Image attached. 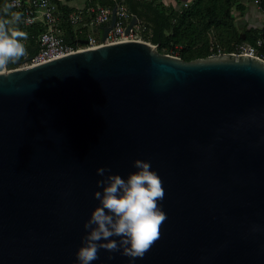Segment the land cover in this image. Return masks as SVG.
Here are the masks:
<instances>
[{"label":"water","instance_id":"water-1","mask_svg":"<svg viewBox=\"0 0 264 264\" xmlns=\"http://www.w3.org/2000/svg\"><path fill=\"white\" fill-rule=\"evenodd\" d=\"M134 159L162 181L160 238L92 264H264V59L137 39L0 74V264H78L96 168Z\"/></svg>","mask_w":264,"mask_h":264},{"label":"clouds","instance_id":"clouds-1","mask_svg":"<svg viewBox=\"0 0 264 264\" xmlns=\"http://www.w3.org/2000/svg\"><path fill=\"white\" fill-rule=\"evenodd\" d=\"M13 7L7 4L5 13ZM21 17L22 13L13 12L10 19H0V74L9 63L27 55L21 43L27 33L9 27ZM133 167L136 170L126 177L112 173L107 166L96 168L101 179L96 181L99 190L93 191V197L98 204L83 224L85 234L74 253L78 264H92L101 249L131 260L142 259L160 238V227L167 219L158 203L165 195L162 181L149 161L134 159Z\"/></svg>","mask_w":264,"mask_h":264},{"label":"trees","instance_id":"trees-1","mask_svg":"<svg viewBox=\"0 0 264 264\" xmlns=\"http://www.w3.org/2000/svg\"><path fill=\"white\" fill-rule=\"evenodd\" d=\"M100 2L103 5L113 6L115 0H90ZM253 1V0H248ZM64 12L71 7L61 0H57ZM128 8L142 21L146 29L143 36L151 43L157 44L160 52L180 45L179 56L189 60L196 57H204L212 51L206 39V30L209 28L226 30V45L220 46L223 51H230L236 43L248 42L256 44L258 38L262 39L259 50L264 55V21L260 26L245 25L242 33L239 31L232 12L234 6L239 14L248 10L247 3L242 0H189L184 6L181 0H175V5L164 4L159 0H124ZM6 0H0V19H10L11 12L5 13ZM260 9L264 11V0H260ZM13 30H18V23L9 25ZM42 29L36 23L27 27L28 44L25 47L29 54L37 50L36 36ZM64 40L73 42V34L70 24H65ZM224 29V30H222ZM225 32V31H224ZM202 43L198 44L201 39ZM22 58V57H21ZM20 58V59H21Z\"/></svg>","mask_w":264,"mask_h":264},{"label":"built area","instance_id":"built-area-1","mask_svg":"<svg viewBox=\"0 0 264 264\" xmlns=\"http://www.w3.org/2000/svg\"><path fill=\"white\" fill-rule=\"evenodd\" d=\"M64 0H61V3ZM189 0H181L184 6ZM7 4H14L15 7L9 9L11 13L20 12L22 17L18 23L20 31L27 33V27L32 24H40L42 29L38 32L35 40L37 50L22 57V62L18 64L10 63L8 69L17 67H26L48 61L58 56L72 53L86 48H94L102 44H110L124 40H144L150 42L143 36L146 27L140 22H136L125 32V26L133 15H135L126 5L124 0H115L114 5H103L99 2L82 0L81 4L71 7V10L64 12L57 0H6ZM253 3L260 8V0H253ZM65 4V3H64ZM68 6V5H67ZM115 7V20L108 30L106 36L95 34V29L104 26L110 20L112 8ZM264 13V11H263ZM71 25L73 42L67 43L64 40L65 24ZM78 39H86V43H80ZM26 47L28 38L21 40ZM155 44V43H154ZM262 39L258 38L256 44L248 42H239L228 52L237 54H248L264 59V55L259 50ZM180 45H175L169 49V54L179 56ZM210 54H219L225 52L218 44L210 46Z\"/></svg>","mask_w":264,"mask_h":264},{"label":"rangeland","instance_id":"rangeland-1","mask_svg":"<svg viewBox=\"0 0 264 264\" xmlns=\"http://www.w3.org/2000/svg\"><path fill=\"white\" fill-rule=\"evenodd\" d=\"M243 2L247 3L248 10L245 13L239 14L235 7H232V12L235 15V21L237 28L242 33L244 26L247 25H255L260 26L264 21V13L263 11L253 3V1L242 0ZM224 30V29H222ZM225 31V32H224ZM220 31L219 29L209 28L206 30V39L208 40L209 46L212 44H218L219 46H225L227 41L225 40V36L227 35L226 30ZM203 38L198 42V44L203 42ZM163 53H169L165 47L163 48Z\"/></svg>","mask_w":264,"mask_h":264},{"label":"crops","instance_id":"crops-1","mask_svg":"<svg viewBox=\"0 0 264 264\" xmlns=\"http://www.w3.org/2000/svg\"><path fill=\"white\" fill-rule=\"evenodd\" d=\"M159 1L163 2L164 4H172V5H175V0H159ZM62 2H64L68 6L74 7V6L78 5V4H81L82 3V0H64ZM84 3H85V0H84ZM102 31H103V26H99L98 28L95 29V34L97 36H101Z\"/></svg>","mask_w":264,"mask_h":264}]
</instances>
